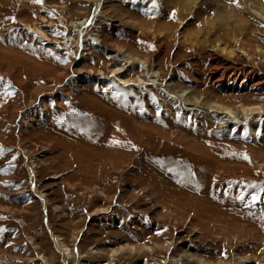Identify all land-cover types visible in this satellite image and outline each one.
<instances>
[{"label": "rangeland", "instance_id": "rangeland-1", "mask_svg": "<svg viewBox=\"0 0 264 264\" xmlns=\"http://www.w3.org/2000/svg\"><path fill=\"white\" fill-rule=\"evenodd\" d=\"M261 78L264 0H0V264H264Z\"/></svg>", "mask_w": 264, "mask_h": 264}, {"label": "bare ground", "instance_id": "bare-ground-1", "mask_svg": "<svg viewBox=\"0 0 264 264\" xmlns=\"http://www.w3.org/2000/svg\"><path fill=\"white\" fill-rule=\"evenodd\" d=\"M248 1V0H247ZM162 2V1H161ZM248 3H250V2H248ZM106 4V3H105ZM250 5H252L251 3L249 4V6ZM102 6H104V5H102ZM101 8V7H100ZM251 10V9H250ZM249 11V10H248ZM251 11H253V10H251ZM255 12V11H254ZM187 17V16H186ZM128 20V19H127ZM79 21H81V20H78L77 22H72L71 23V26H70V28L67 30V36L69 37V39L70 40H72V39H74L73 37H74V35L76 36V35H78V37L79 38H83V37H81L82 36V33H83V27H85V25H83L85 22L84 21H82V22H79ZM115 21V20H114ZM87 22V21H86ZM116 22H117V19H116ZM126 22V21H125ZM115 23V22H114ZM202 23H204L203 21H202ZM126 24V23H125ZM83 25V26H82ZM91 25V24H90ZM112 25V24H111ZM117 25V24H116ZM128 25V24H127ZM36 26V25H35ZM121 26H122V23H121ZM131 26H133V25H131ZM82 27V28H81ZM114 27V26H113ZM117 27V26H116ZM125 27V26H124ZM118 28V27H117ZM120 28V27H119ZM203 29V28H202ZM33 30L35 31V33H37V34H39L40 35V37H43L45 40H48V38H47V36L44 34V32H42L39 28H37V27H33ZM101 35H98V34H92L91 35V37H90V39H92L93 41H94V45H93V47L95 48V49H97V50H99L100 52H103V53H105V54H108V56H113L114 58L115 57H117V58H115L114 59V63L112 64V65H110L109 66V74H110V76H112V77H116V79L120 82V83H122L123 84V86H129L130 84H132V83H135V84H146V86L148 85V86H150V84L152 85V83H153V81H151V80H148V81H144L142 78H140L141 76L140 75H137V76H135L133 79H131V78H127L126 76L127 75H129V73H130V70L128 69V67L129 66H131V65H133V64H136L137 65V63H138V65L139 64H141V67H143V65H144V69H147V64L149 63L148 61H150L151 59H152V57H149V58H146L145 60H139L138 58H136V57H133V56H130L129 54H125L124 53V50L122 49V47H119V46H114V45H112V46H114V48H115V50H112V51H110L107 47H104V46H102V40H101V37H100ZM229 36V35H228ZM89 38V37H88ZM84 40V39H83ZM80 41V40H79ZM110 44H114L113 42H111V43H109V45ZM83 46V45H82ZM217 46V45H216ZM84 47V46H83ZM83 51H84V49H83ZM82 51V52H83ZM216 51H219V52H216ZM90 53V52H89ZM234 53V50H229L228 48H220V46H218V50L216 49V48H214V50H212L211 52H210V56L209 57H211L212 59H213V63H214V66H213V68H212V71L210 72V74H211V77H212V79H214V81H215V83L216 84H218V83H220L222 80H223V77H224V75H223V71H222V75H219L218 74V71H219V68L221 67V65H220V63L221 62H223L224 63V65L226 66V67H230L231 65L232 66H234V63L232 64V60H230V58L229 57H231V56H233L232 54ZM226 55V57L223 59V61H222V59H221V57H222V55ZM127 59V63L125 64V65H123V66H119V65H117V64H122L123 62L121 61V60H123V59ZM232 58V57H231ZM233 61H234V59H233ZM239 63V62H238ZM242 64V63H241ZM236 65V64H235ZM246 65V64H245ZM248 66V65H247ZM223 67V66H222ZM174 68V67H173ZM231 69H233V68H231ZM230 69V70H231ZM77 70V69H76ZM179 70H182V69H179ZM224 70V69H223ZM238 69H236V71H237ZM75 71V70H74ZM78 71V70H77ZM88 72V71H87ZM228 72V71H227ZM89 73H91V71H89ZM80 74V73H79ZM188 74V73H187ZM152 77L155 79V82H158V78H159V75H160V73L159 72H157V71H153L152 72ZM183 75V74H182ZM189 75V74H188ZM187 75V76H188ZM236 75V74H235ZM239 75H240V73H239ZM190 77V76H189ZM186 78V77H185ZM191 78V77H190ZM251 78V77H250ZM256 78V77H255ZM253 79V78H252ZM262 79V78H261ZM260 79V80H261ZM153 80V79H152ZM211 80V79H210ZM234 80V79H233ZM259 80V81H260ZM262 80H264V79H262ZM196 81H197V79H196ZM193 82V81H192ZM195 82V81H194ZM261 82V81H260ZM262 82H264V81H262ZM190 83H191V81H190ZM249 83V82H248ZM172 84H175L174 83V78H172V76L170 77V80L168 81V83H167V87H169V86H171ZM216 84H214V85H216ZM251 84H252V82H251ZM156 85V84H155ZM254 85V84H253ZM260 85H262V84H260ZM259 86V85H258ZM230 87H232V86H230ZM252 87V86H251ZM255 87H256V84H255ZM264 87V86H263ZM140 88V87H139ZM146 88V87H145ZM157 88V87H156ZM164 88V87H163ZM218 88V87H217ZM220 88V87H219ZM218 88V89H219ZM166 89V88H165ZM181 89V88H180ZM250 89V88H249ZM176 90V89H175ZM224 90V89H223ZM257 90H259V89H257ZM141 91V90H140ZM173 93V92H172ZM189 93H191V91H183V90H178V91H174V93H173V100L176 102V101H182L183 99L186 101L187 100V98H188V95H189ZM172 95V94H171ZM169 97V96H168ZM167 97V98H168ZM172 97V96H171ZM168 101V100H167ZM170 101V100H169ZM164 102V101H163ZM218 104V103H217ZM217 104H215V105H211L209 108H212L213 109V111H212V109L210 110V109H208V107L207 108H204V109H201V108H199V110L201 111V113H205V112H207V113H216V114H224V115H226V114H228L229 116L230 115H232V113L229 111V109H227V108H225V107H222V106H220V105H217ZM191 105V104H190ZM187 106V105H186ZM86 107V106H85ZM166 107V106H165ZM94 108V107H93ZM189 109V108H188ZM197 109V108H196ZM190 110V109H189ZM208 110H210L209 112H208ZM188 113V112H187ZM187 113H185V114H187ZM260 113V111H259V109L258 108H248L247 110L246 109H243V115L245 116V117H247V116H252V115H254V114H259ZM261 114V113H260ZM262 114H264V111H262ZM23 117V116H22ZM20 118H21V116H20ZM22 119V118H21ZM237 122V121H236ZM238 123V122H237ZM241 123V122H240ZM244 123V122H243ZM231 124V123H230ZM21 127L23 126V124L21 123V124H19ZM227 125V124H226ZM225 125V126H226ZM264 125V124H263ZM19 126V127H20ZM225 126H223V127H225ZM232 126V125H231ZM222 127V126H221ZM228 128H229V126H228ZM236 128V127H235ZM233 129V128H232ZM34 189V188H33ZM36 190V189H35ZM41 196H43L42 194H41ZM39 199V198H38ZM42 200V199H41ZM42 204V203H41ZM44 206V205H43ZM45 207V206H44ZM105 211H106V209H104ZM95 214V213H94ZM46 226H48V225H46ZM62 241V239L60 238V237H55L54 238V243H55V246H56V248L65 256V259L68 261L71 257V255H70V251L67 249V247L61 242ZM93 250H94V248H92ZM90 250L91 252L90 253H93V250ZM73 256V255H72ZM80 256H81V254H80ZM41 259V258H40ZM66 261V262H67ZM79 262V261H78ZM76 263V262H75Z\"/></svg>", "mask_w": 264, "mask_h": 264}, {"label": "snow or ice", "instance_id": "snow-or-ice-1", "mask_svg": "<svg viewBox=\"0 0 264 264\" xmlns=\"http://www.w3.org/2000/svg\"><path fill=\"white\" fill-rule=\"evenodd\" d=\"M37 2H39V0H37Z\"/></svg>", "mask_w": 264, "mask_h": 264}]
</instances>
